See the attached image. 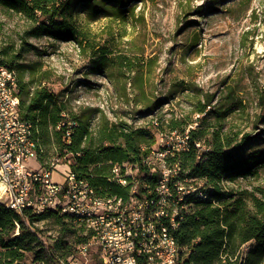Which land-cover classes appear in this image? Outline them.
I'll list each match as a JSON object with an SVG mask.
<instances>
[{
	"label": "rangeland",
	"instance_id": "374dc122",
	"mask_svg": "<svg viewBox=\"0 0 264 264\" xmlns=\"http://www.w3.org/2000/svg\"><path fill=\"white\" fill-rule=\"evenodd\" d=\"M73 3V19L87 32L84 46L29 35L28 19L0 8V60L33 64V74L44 72V82L70 113L90 111L94 122L104 114L153 129L152 121L167 132L170 117L199 122L202 114L192 111L195 102L210 99L214 112L206 115L205 124L238 137L246 133L250 139L244 151L264 153V0H98L97 13L88 1ZM92 14L98 17L91 20ZM91 43L93 49L87 47ZM101 47L111 51L109 57H131V69L97 65L94 51ZM135 68L150 71L144 76L147 96L155 102L150 111H140L145 108L136 101ZM64 157H55L54 181L63 180L60 173L70 162ZM221 185L258 195L264 165ZM32 228L44 248L61 235L72 244L74 235L86 234L62 230L52 217ZM44 248L34 250L47 260ZM34 257L25 252V263L34 264Z\"/></svg>",
	"mask_w": 264,
	"mask_h": 264
},
{
	"label": "trees",
	"instance_id": "16d2710c",
	"mask_svg": "<svg viewBox=\"0 0 264 264\" xmlns=\"http://www.w3.org/2000/svg\"><path fill=\"white\" fill-rule=\"evenodd\" d=\"M73 1L0 0V8L19 13L28 19L29 35L73 40L84 46L87 32L73 19ZM83 1H88L93 13H97L95 5L98 0H78ZM114 9L119 11L118 7ZM97 17V14H92L91 20ZM94 46V43L87 44L90 49ZM110 52L106 47L94 51L96 64L101 67L113 64L120 69H131V57L123 54L109 57L107 55ZM0 62L13 68L15 72L17 69L19 112L22 118L32 124L39 165L52 168L55 157L65 156V159H70V170L77 177L87 179L100 197L126 196L129 192L128 186L113 179L114 164L128 162L137 164L142 170L145 165L141 159L156 143V132L168 134L171 131L184 132L189 129L188 148L172 150L166 156V162L168 165L178 162L182 168V176L203 180L204 189L215 203L211 199L191 198V210L175 232L183 261L185 264H264V186L256 195L233 187L226 189L221 185L223 180L232 181L238 176L246 177L256 173L257 168L264 165V153L249 154L244 151L250 139L246 133L238 137V133L210 129L205 124L206 115L214 112L210 99L195 102L192 111L202 114L196 118L199 122L170 117L167 119V132H163L160 126H154L152 121L153 129L134 126L121 118L109 120L104 114L98 122H94L90 118V111L70 113L64 101L44 82V72L37 77L33 74L37 72L33 69V64L22 62L13 65L3 60ZM26 70L29 71L27 79L24 78ZM135 71L133 87L138 90L136 101L143 103L145 110L140 111H150L155 102L147 96L144 86V76L150 71L145 72L142 68H135ZM193 122L197 124L193 125ZM189 124L191 126L186 128ZM67 128L70 129L68 142L64 139ZM196 142L205 145L208 150H200L195 145ZM155 177L153 175L146 180L153 185ZM50 217L61 224L62 230L72 231L73 234L83 231L82 224L74 222L67 214L55 211L34 214L30 210L19 214L0 202V264H26L27 251L34 252V264H51L54 260L57 262L58 259L73 254L76 244L85 239L83 234L74 235L72 244L61 235L44 248L32 225ZM246 242H249L248 249L240 258L239 248ZM36 246L41 251L44 248L47 260L42 259L39 250H34Z\"/></svg>",
	"mask_w": 264,
	"mask_h": 264
},
{
	"label": "built area",
	"instance_id": "2783aa9c",
	"mask_svg": "<svg viewBox=\"0 0 264 264\" xmlns=\"http://www.w3.org/2000/svg\"><path fill=\"white\" fill-rule=\"evenodd\" d=\"M7 70H14L0 62V202L13 203L14 209L21 214L30 210L34 214L55 211L67 214L74 222L83 226L85 239L78 242L74 253L67 258L58 259L53 264H172L183 261L181 247L171 243L166 231L167 213H175L176 223L179 212H171V205L183 201V192L195 194L203 192V183L195 178L182 176L178 162L168 165L166 156L172 150L188 148L189 129L184 132L171 131L156 135V143L149 153L143 156L145 168L138 170V187L132 196H110V200L93 199L95 188L82 177H70L68 167L60 173L62 181L57 182L52 174L57 167V160L52 168H44L37 162L36 146L28 141L24 118L19 112V98L16 83L6 81ZM63 123V122H62ZM70 126V122H67ZM60 124L57 125L59 127ZM70 129H66L64 139L69 141ZM200 143V142H198ZM171 144V145H170ZM169 145V146H168ZM200 150L208 147L200 143ZM34 161L32 165L30 161ZM128 163V162H126ZM123 165L114 164L113 179L125 185L122 177ZM155 175L154 184L157 202L151 210H144L148 203L146 190L141 185L142 177ZM167 175H175L178 189L168 188ZM5 197V198H4ZM129 197V207L120 208V199ZM215 203V202H214ZM192 205V204H191ZM146 214L158 216L163 234L168 235L166 247L151 244L149 221ZM133 217H140V230H132ZM178 229V224H177ZM116 238H123V245H116ZM249 243L240 247V258ZM164 252V263L154 261V253Z\"/></svg>",
	"mask_w": 264,
	"mask_h": 264
},
{
	"label": "bare ground",
	"instance_id": "6f19581e",
	"mask_svg": "<svg viewBox=\"0 0 264 264\" xmlns=\"http://www.w3.org/2000/svg\"><path fill=\"white\" fill-rule=\"evenodd\" d=\"M6 81L9 83H16V72L15 70H7L6 72ZM26 126V135L28 141L36 146V141L33 137L32 132V124L30 121L24 119ZM195 145L200 149V143L196 142ZM199 157V155H198ZM123 171L122 177L125 179V185L129 187V192L126 196H132L136 192V187H138V170H136V164H130L126 162H122ZM68 174L70 177H77L68 167ZM147 177L141 178V185L143 189L146 190L147 201L148 203H144V210H151V206H155V202H157V191L155 189V184L151 185L146 180ZM150 178V177H148ZM167 184L168 188L178 189V181L175 175H167ZM196 198H200L202 200L211 199V202L214 203L215 200L211 197L208 191L203 189V192L200 194H195ZM193 198V192H183V201H191ZM93 199L100 201L110 200L109 197H100L97 195V192H93ZM6 207L12 208L15 212L19 213L18 210L14 209L13 203L10 202H2ZM129 207V197H122L120 199V208H128ZM191 204L188 202H181L179 205H171V212H179V217H177V223L175 218V213H167V217H165V225L166 231L169 232V238L171 243H177L175 232L177 230L180 223L184 220L185 216L190 212ZM146 221H149L150 226V241L151 244L158 245L159 247H166V242H168V235L163 234L161 221H159L158 216H153V214H146ZM132 230H140V217H133L132 222ZM249 242L243 243L245 245ZM116 245H123V238H116ZM242 245L240 247H242ZM248 248H246L247 250ZM48 252V250H47ZM240 256V249H239ZM67 258V257H66ZM154 261L156 263H164V252H156L154 253ZM53 264V262L51 263ZM123 264V263H116ZM179 264V263H172ZM181 264H185V262H181Z\"/></svg>",
	"mask_w": 264,
	"mask_h": 264
}]
</instances>
